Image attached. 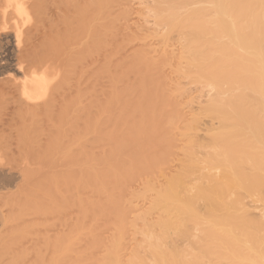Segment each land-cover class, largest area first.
<instances>
[{"label":"bare ground","instance_id":"bare-ground-1","mask_svg":"<svg viewBox=\"0 0 264 264\" xmlns=\"http://www.w3.org/2000/svg\"><path fill=\"white\" fill-rule=\"evenodd\" d=\"M125 1L0 0V264H145L126 250L138 220L155 264H264V213L243 195L264 201V0H153L183 43L129 60ZM168 65L215 89L208 144L197 116L181 124ZM133 199L148 206L130 218Z\"/></svg>","mask_w":264,"mask_h":264},{"label":"rangeland","instance_id":"rangeland-1","mask_svg":"<svg viewBox=\"0 0 264 264\" xmlns=\"http://www.w3.org/2000/svg\"><path fill=\"white\" fill-rule=\"evenodd\" d=\"M50 3H49V5H50L49 7L47 5L48 10L46 11L47 16L45 17L46 24L50 23L49 22L50 19H54V18L57 19V16L60 14L59 10L53 6L52 2H50ZM124 5L125 6H121L120 10H122L124 7L126 9L127 13H126V16L124 17L125 19L123 18L124 19L123 20L121 18L122 20L119 21L120 30H121V28H124V29H122L121 31L119 30V33L121 32L120 35L121 34L122 35L120 36L118 34V36H120V37H118V39H120V40L117 39V41H121V37H122L123 44L124 43L126 44V45L124 44V49H123V51H124L123 54L125 53L124 54L125 58H127V59H128V57L131 58L132 52H135L136 50H141V48L145 49V47H146V49H148L150 47L153 48V46H155L153 49H161V48L167 47L168 48L167 50H169L170 52L174 51L175 54H176V52L179 51V49L181 47V43H183L182 35L179 32H177L176 30L175 31L173 30L170 32H165V30H167L166 29L167 27L164 26L165 24L161 20L159 21L158 16H155V10L157 8V7H155L156 6L155 1H153V0H126ZM119 8H120V6L116 7L115 11L119 12ZM121 22H123V23H121ZM123 31H124V34H123ZM164 32L167 34L166 36H168V37H165L166 39H164L163 34H162ZM133 49H134V51H133ZM127 52H129L128 55L126 54ZM175 58L173 59L174 63L176 62ZM194 67L195 66H193V67H191V69H189L190 70L189 76L178 75V73H176L174 70H172L170 65H168L166 67L164 66V69L166 70V71L165 70L164 71H165V74L167 76L169 75L168 78H170L169 80L172 83L175 82L176 79L179 78L178 81H180V83L183 87V93L182 94L179 93L180 97L177 96V98H178V101L180 102V106L182 107L181 111L184 114L183 116L185 117L184 118L185 121L181 122V124L184 125V128H185L186 122H188V120H191L196 116L198 117L199 120H197L196 125H195L196 128H194L192 133L194 134V137L196 138V139L194 138L195 141L198 139V142L196 141L195 143L196 144L198 143V145H201L203 143L208 144V141H210L209 137L207 136V135H209L208 129L210 130V128H214L215 126L217 127L218 121H217V119H214L211 116L209 117L204 111V109H205L204 106H205V104H207L206 101L209 99V97H211V95L214 94L215 89H211L213 86L211 84H209L208 82L206 83V81H208V80H206V78H204L205 75L203 77V75H202L203 73H201V72L199 73L198 68H197L198 70L196 69L198 72V74H197L196 70H194L196 67L195 68ZM174 72L178 76L175 75ZM192 73L195 76L191 75ZM197 75L199 76V78H196V77H198ZM181 124H180V128L175 129L174 132L177 130H179V132H180L182 129H184L181 126ZM176 135H177V142L183 140L181 142H178V143L183 144L185 141L184 138L182 139V136H179L177 133H176ZM178 137L179 138L181 137L180 138L181 140H178L179 139ZM206 150H207L206 148H203V147L199 148L198 146L195 148L197 157L199 156L198 158L200 160H202V158L204 160ZM181 153H183L181 150L179 151V153L177 151L178 157H180ZM183 157H184V154H183L182 158ZM178 160L176 161V163H173V164L171 162L172 165H170V168L167 167V169L170 170L169 173L174 172V170H176L175 169L176 167L178 168V166H177V165H179ZM168 170H167V172H168ZM209 170H210L209 166H207V164L202 161L199 164V166H197V169H195V172H194L192 178L198 176L200 174V172L204 173V172H208ZM212 171L215 172L218 170L213 169ZM132 186L134 189L140 188L141 180L140 179L134 180L132 182ZM243 195H244V201L246 204H248L250 206V209H251V212H253V215H255V216L257 215V217H258L259 215L264 213V201L263 200L260 201V199L257 196L248 197L246 194H243ZM255 197L258 200H256ZM133 200L134 201L132 204H135V206H134L135 210L133 209L134 213L131 212L132 215H129L130 218L131 217L134 218L138 212H140V211L142 212L148 206L147 200H141V199H137V200L133 199ZM201 205L202 204L199 205V208L203 209V206H201ZM136 209H137V211H136ZM156 216H157L156 213L152 214L149 217V220L155 219ZM261 216L264 218V214ZM143 224H144V222L142 220H138V225H139L140 229H138L137 231H134L131 228L129 230V232H128L129 235L127 236L128 239H126L127 244L125 243L128 247V249H126V250L128 251L127 253H129L133 247L139 245L138 250L140 252V255L145 257V260H146L145 264H155V260H154L155 258L153 256V254L150 252L149 247H148L147 242H146V233H144L142 231ZM190 231L192 233L198 232V230H196L194 227H191ZM109 233H110V229H107L106 234L109 235ZM190 239L191 238H189V237H185V236L183 237V236H180L178 234H172L170 236V238H168V240L165 239V241H167V242H164V243L168 246H171V244L172 245L178 244L180 246H185L188 244ZM174 242H176V243L174 244Z\"/></svg>","mask_w":264,"mask_h":264}]
</instances>
